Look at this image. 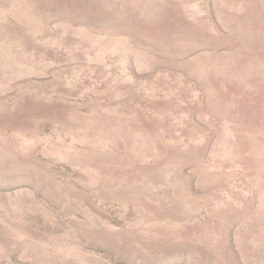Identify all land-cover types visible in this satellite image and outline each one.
<instances>
[{
    "label": "rangeland",
    "instance_id": "obj_1",
    "mask_svg": "<svg viewBox=\"0 0 264 264\" xmlns=\"http://www.w3.org/2000/svg\"><path fill=\"white\" fill-rule=\"evenodd\" d=\"M0 264H264V0H0Z\"/></svg>",
    "mask_w": 264,
    "mask_h": 264
}]
</instances>
